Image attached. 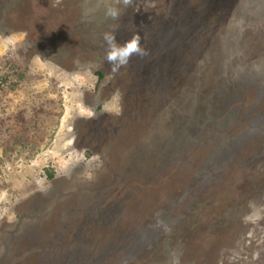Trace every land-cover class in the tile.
<instances>
[{"label": "rangeland", "instance_id": "rangeland-1", "mask_svg": "<svg viewBox=\"0 0 264 264\" xmlns=\"http://www.w3.org/2000/svg\"><path fill=\"white\" fill-rule=\"evenodd\" d=\"M167 1L133 0L127 8L121 2L120 18L112 20L105 19L104 12L99 14L98 8L114 0H26L23 11L19 5L2 24L0 257L6 255L5 264L44 260L37 252L48 246L44 245L51 236L45 229L54 228L62 210L97 200L94 189L82 188L96 185L104 157L120 164L128 152L140 154L146 149L152 153L150 148L164 146L174 131L184 135V123L175 127V121L181 114L179 103L193 100L195 52L206 59L207 74L213 76L219 68L224 72L217 76L219 83L208 88L212 94L234 82L235 69L246 76L264 60V0H237V8L244 10L248 3L251 8L244 10V17L231 15L223 21L227 34H191L189 2L173 0L176 7L172 10L173 2ZM27 8L24 18L17 17V12ZM112 28L118 29L119 43L139 33L149 55L133 57L126 67L112 73L103 40V33ZM218 35L228 37L233 52L221 50L223 39L216 46L210 43ZM199 38L206 41L203 47ZM98 71L104 72L103 78ZM18 73L25 75L23 81ZM14 83L18 85L13 87ZM259 106L264 107V102ZM195 149L197 157H204L206 147ZM49 171L55 172L54 179L49 178ZM174 172L161 190L141 193L139 218H154L151 210L177 188L176 180H184L180 171ZM255 174L264 173L246 166L232 170L224 186L214 188L217 196L208 204L207 213L197 216L195 222L202 223L232 214V218L225 214L222 223V227L229 223L225 242L218 234H199L200 227L187 225L194 231L188 236L169 229L156 241L160 248L154 260L136 264H167L173 251L180 255L181 264H264V194L259 185L251 189L245 185ZM17 203L26 209H16ZM77 222L72 219L73 224Z\"/></svg>", "mask_w": 264, "mask_h": 264}, {"label": "trees", "instance_id": "trees-1", "mask_svg": "<svg viewBox=\"0 0 264 264\" xmlns=\"http://www.w3.org/2000/svg\"><path fill=\"white\" fill-rule=\"evenodd\" d=\"M25 1L0 0V32L4 30L2 24L10 19L19 5L23 11ZM175 1L168 0L167 3L173 2L174 7ZM236 1L180 0L189 2L191 34H227L223 31V21L231 15L244 17V10L251 8L249 3L244 10L237 8ZM98 9L99 14L104 12V9ZM24 13H29L28 8L17 12V17L24 18ZM199 39L203 47L206 41L203 43V39ZM220 39L224 45L221 50L233 52L228 37L218 35L210 43L216 46ZM201 57L199 52L194 53L196 65H193L190 84L193 100L180 102L177 108L181 114L176 117L175 127L183 122L184 135L179 136L174 131L171 138L166 137L164 146L150 148L152 153H147L146 149L140 154L128 152L120 164L111 163L104 157V170L97 174L96 185L82 188L83 191L94 189L97 200L80 202L78 205L81 206L62 210L54 228L45 227V234L51 237L46 239V251L37 252L44 258L39 260L40 264L149 262L159 253L160 245L156 241L162 234L175 229V235L188 236L194 231H189L187 225L200 227L203 232L198 231L199 234H218L222 243L225 242L224 229L229 223L224 227L222 223L225 214L229 216L227 218H232V214L225 213L202 223L195 221H198V215L207 213L208 204L217 196L214 188L223 187L232 170L246 166L251 171L264 173V107L259 106L264 102V60L246 76L235 69L234 82L222 85L220 91L212 94L208 88L215 87L219 83L217 76L224 72L219 68L217 74L210 76L204 67L206 59ZM220 59L221 55H218L216 61ZM17 75L24 80L23 73ZM98 75L103 78L104 72L98 71ZM17 85L14 83L13 87ZM251 95H254L253 100H250ZM182 114L186 117L182 118ZM171 125L173 127V123ZM169 126L167 121L165 127ZM253 141V148L244 155V150L246 152ZM200 146L206 147L204 157L194 154L195 148ZM184 166L188 168L183 170ZM175 170L180 171L184 180L181 177L179 182L176 180L177 188L151 210L155 212L154 218L151 213L145 214L149 218H139L141 193L161 190L164 180L173 177ZM257 175L251 176L252 180L247 178L245 185L249 189L259 185L264 194V174ZM54 177L55 172L49 171V178ZM144 204L151 206V202ZM16 205V209H26L22 203ZM74 218H77L76 224L72 223ZM153 223H157L156 228ZM157 227L161 230L157 231ZM37 234L38 231L31 236L34 238ZM28 238L30 236H26ZM6 260V255L0 257V264H5Z\"/></svg>", "mask_w": 264, "mask_h": 264}, {"label": "clouds", "instance_id": "clouds-1", "mask_svg": "<svg viewBox=\"0 0 264 264\" xmlns=\"http://www.w3.org/2000/svg\"><path fill=\"white\" fill-rule=\"evenodd\" d=\"M125 8L133 4V0H114L113 3H107L104 6L105 19L118 20L121 15L120 4ZM118 29L112 28L103 33V40L106 44L105 61L110 65V71L117 73L122 67H126L133 57L144 59L149 52L141 46V35L133 33L130 39L124 43L117 41L116 33ZM167 264H181L180 255L173 251L170 253Z\"/></svg>", "mask_w": 264, "mask_h": 264}, {"label": "bare ground", "instance_id": "bare-ground-1", "mask_svg": "<svg viewBox=\"0 0 264 264\" xmlns=\"http://www.w3.org/2000/svg\"><path fill=\"white\" fill-rule=\"evenodd\" d=\"M262 38H263V37H262ZM258 44H259V43H258ZM258 44H257V45H258ZM257 54H258V53H257ZM259 55H260V54H259Z\"/></svg>", "mask_w": 264, "mask_h": 264}]
</instances>
